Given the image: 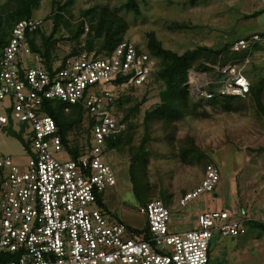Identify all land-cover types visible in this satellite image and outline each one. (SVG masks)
Instances as JSON below:
<instances>
[{
    "label": "built area",
    "instance_id": "obj_1",
    "mask_svg": "<svg viewBox=\"0 0 264 264\" xmlns=\"http://www.w3.org/2000/svg\"><path fill=\"white\" fill-rule=\"evenodd\" d=\"M41 24L18 21L0 57V130L10 126L21 135L27 159L0 155V264H209L214 236L243 237L250 219L243 210L206 207L195 214L193 228L175 233L168 231L170 209L159 199L139 206L146 218L141 226L105 210L103 192L116 185L105 142L124 128L107 107L123 89L155 78L160 60L123 41L102 56L82 53L47 70L26 38ZM260 40L254 34L231 45L245 56L214 67L217 85L204 74L197 86L191 75L192 94L209 100L213 86L219 96L246 97L245 67ZM46 102L59 103L64 113L80 107L88 135L76 143L69 135L64 144ZM218 181L216 166L207 165L200 185L179 205L214 192Z\"/></svg>",
    "mask_w": 264,
    "mask_h": 264
},
{
    "label": "rangeland",
    "instance_id": "obj_2",
    "mask_svg": "<svg viewBox=\"0 0 264 264\" xmlns=\"http://www.w3.org/2000/svg\"><path fill=\"white\" fill-rule=\"evenodd\" d=\"M6 1L0 0V5ZM53 1L61 5L66 2L41 0L32 12V18L42 23L39 30L46 36L53 27ZM126 2L74 0L62 13L60 25L54 32L50 49L52 65H59L72 50L84 53L85 35L77 41L73 38L82 20L80 12L94 6L118 9L128 23L124 39L139 46L141 51L146 47L147 33H153L163 48L177 54L200 46L219 49L250 34L264 33V0H135L139 8L138 16L126 11L123 6ZM174 23L187 27L168 30L167 25ZM87 26L84 24V32ZM261 39L255 44L245 67L246 77L254 85H264V37ZM36 43L40 44L41 40L36 39ZM39 57L40 64H43V58ZM174 63L172 59L162 58L159 66ZM190 76L200 86L204 74L189 71L188 82ZM157 86L160 85L152 83L149 87L142 86L128 93L129 97L125 99L128 102L124 103L126 107L143 101L126 125L132 139L121 150L106 146V161L116 177V185L103 192L109 214L131 225L141 226L146 218L138 212L139 206L165 196L170 209L168 231L172 233L193 228L195 214L206 207L243 210L249 218L264 223V86L260 93L261 108L256 107L248 97L241 101L240 109L224 112L197 99L189 85L193 101H202L197 105V111L204 116H189L174 126H165L161 122L150 124L144 146L146 155L142 156L146 163L145 185L148 190L141 186L140 178L133 182L132 189L128 177L130 152L135 153L141 143L145 114L165 100ZM3 112L0 105V114ZM84 138L82 133L77 140L81 142ZM185 138H192L198 151L214 163L219 181L214 192L202 193L181 207L179 199L200 185L205 174L203 162L188 164L180 158L179 150ZM4 154L19 163L27 160L20 140L5 134L2 129L0 155ZM212 245L211 264H264V234L257 230L246 227L245 235L236 238L214 236Z\"/></svg>",
    "mask_w": 264,
    "mask_h": 264
},
{
    "label": "trees",
    "instance_id": "obj_3",
    "mask_svg": "<svg viewBox=\"0 0 264 264\" xmlns=\"http://www.w3.org/2000/svg\"><path fill=\"white\" fill-rule=\"evenodd\" d=\"M40 1L41 0H7L4 4L0 5V57L3 49L9 42L11 30L14 25L21 20L33 19L32 12L38 7ZM73 1L74 0H66V2L62 5L59 4L58 1H53V14L51 16V19L53 20V27L48 36L44 35L39 30L41 26L36 28L33 32L26 34L31 52L37 53L43 58L42 65L47 70H50L52 67L50 49L53 42L52 38L54 32L60 25L62 13L68 6L73 4ZM123 6L127 12H131L135 16L139 15V8L135 0H127ZM80 18L82 20L78 24L73 39L77 41L82 35H85L86 47L84 48L85 50H82V52L84 51L86 54L94 53V55L98 57L111 52L116 45L126 41V39H124V34L128 29V23L120 14L118 9H110L107 6H94L81 11ZM84 24H88L86 32H84ZM186 27L187 26L184 24L175 23L167 25V29L171 31L182 30ZM254 34L255 33L242 38L248 39ZM257 35L261 38L264 37V33H257ZM146 37L147 44L144 51L150 57H157L160 62H162V58L172 59L175 61V63L171 66L160 65L161 67L159 66L155 78L145 85L147 87H149V85L151 86L152 83L160 85L157 86V89L159 90V94H164L165 100L160 105L154 107L145 114L142 121L144 126V135L141 139V143L135 150L136 152L134 151L135 153L130 152L131 163L128 167V177L132 184V189L134 186L133 182L138 181L140 178L141 186H144L148 190V187L145 185L146 163L142 156L146 155L144 146L145 141L148 140V130L150 128V124L153 122H161L164 123L165 126H174L186 117L204 116V113H199L197 111V105L202 103L203 100L193 101L191 98L188 85L189 71L206 74L209 79L216 81L215 83L217 85L220 76L215 71L214 67H217L218 65L223 66L230 60L242 58L245 56V53L243 51L232 52L230 50L231 45L240 38L236 41H231L230 44L224 45L219 49L200 46L187 50L182 54H177L176 52L163 48L161 43L155 39L153 33H147ZM38 38L41 40L40 44L36 43V39ZM97 40H99V42ZM254 46L250 56L254 52ZM135 48L137 51L141 50L137 45H135ZM80 52V50H72L70 54L66 55L65 59L60 63V66L62 67L66 60L79 56ZM263 86L264 85L262 84L254 85L251 80H249V92L244 98L219 96L215 92L214 87L209 86L207 89L213 93V97L203 102L212 107H219L224 112H232L240 109V105L242 104L241 101L249 97L253 100L252 102L255 103L256 107L261 108L260 93L263 91ZM136 89L138 88L132 86L123 89L119 92L117 99L111 101L110 106L107 107L108 110L111 107V111L117 119V126L124 127L123 129L119 128L118 133L107 139L105 145L108 149L121 150L127 147L132 139V134H129V126L126 128V125L132 115L138 111L139 106L143 101L134 103L129 107H126L124 103L128 102L125 101V99L129 97L128 93L130 91H135ZM126 92L127 94H125ZM236 99H238V101H234ZM46 104L49 107L47 109V113L56 121L59 132L63 137L64 144L68 143L67 136L69 135H72V140L70 141L75 143L78 141L77 138L82 133L88 135L90 122L87 118L84 120V114L81 112L82 110L80 107L71 106L68 113H64L62 111V106L59 103L49 102L48 104L46 102ZM3 131L5 134L17 137L23 146L24 142L21 135L15 133L10 126L3 128ZM183 143V147L179 150L180 158L183 161L188 164H200L203 162V172L207 165H214V163L206 158V155L202 151H198V147L192 138H185ZM76 153L77 149L75 147L74 150H71L72 157H75ZM159 200H161L165 206L168 207L169 201L165 196H162ZM102 206L107 212H109L105 204ZM246 221L244 223L246 227L264 234L263 222L251 218Z\"/></svg>",
    "mask_w": 264,
    "mask_h": 264
},
{
    "label": "crops",
    "instance_id": "obj_4",
    "mask_svg": "<svg viewBox=\"0 0 264 264\" xmlns=\"http://www.w3.org/2000/svg\"><path fill=\"white\" fill-rule=\"evenodd\" d=\"M214 196H216V194H214Z\"/></svg>",
    "mask_w": 264,
    "mask_h": 264
},
{
    "label": "bare ground",
    "instance_id": "obj_5",
    "mask_svg": "<svg viewBox=\"0 0 264 264\" xmlns=\"http://www.w3.org/2000/svg\"><path fill=\"white\" fill-rule=\"evenodd\" d=\"M247 222V221H246Z\"/></svg>",
    "mask_w": 264,
    "mask_h": 264
},
{
    "label": "clouds",
    "instance_id": "obj_6",
    "mask_svg": "<svg viewBox=\"0 0 264 264\" xmlns=\"http://www.w3.org/2000/svg\"><path fill=\"white\" fill-rule=\"evenodd\" d=\"M189 85V84H188Z\"/></svg>",
    "mask_w": 264,
    "mask_h": 264
}]
</instances>
